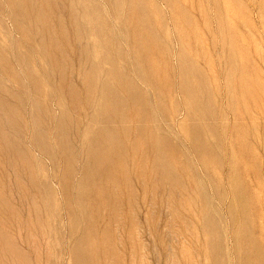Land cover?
Returning <instances> with one entry per match:
<instances>
[{"label":"rangeland","instance_id":"374dc122","mask_svg":"<svg viewBox=\"0 0 264 264\" xmlns=\"http://www.w3.org/2000/svg\"><path fill=\"white\" fill-rule=\"evenodd\" d=\"M0 264H264V0H0Z\"/></svg>","mask_w":264,"mask_h":264}]
</instances>
